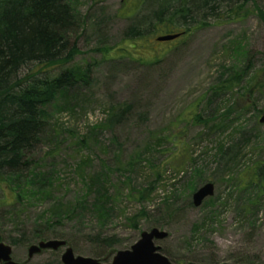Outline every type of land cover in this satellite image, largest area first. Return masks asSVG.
<instances>
[{
	"label": "rangeland",
	"instance_id": "obj_1",
	"mask_svg": "<svg viewBox=\"0 0 264 264\" xmlns=\"http://www.w3.org/2000/svg\"><path fill=\"white\" fill-rule=\"evenodd\" d=\"M71 1L79 19L69 47L78 50L73 65L88 82L50 108L51 130L34 151L52 174L44 182L52 183L43 188L37 180L35 196L18 203L0 183V242L22 264H64L66 247L29 258L32 244L49 239L112 264L143 232L159 228L168 236L154 243L174 264H264V95L246 93V83L216 98L212 90L223 73L264 69V22L256 13L238 21L210 17L168 43L149 23L160 0ZM256 2L264 8V0ZM134 27L144 33L136 42ZM253 173L260 187L248 181ZM207 182L215 194L198 207L194 193ZM87 185L94 191L86 193ZM103 192L105 203L113 198L109 211L98 208L104 218L89 205ZM59 198L87 205L45 230L60 212Z\"/></svg>",
	"mask_w": 264,
	"mask_h": 264
},
{
	"label": "trees",
	"instance_id": "obj_2",
	"mask_svg": "<svg viewBox=\"0 0 264 264\" xmlns=\"http://www.w3.org/2000/svg\"><path fill=\"white\" fill-rule=\"evenodd\" d=\"M159 4L149 23L163 35L182 33L184 36L193 26L209 25L210 17L238 21L256 13L264 22V8L256 0H160ZM78 19V8L71 0H0V183L8 184L15 203L35 196L30 187L37 180L46 184L38 187L45 188L52 183L44 182L52 174L42 170L41 162L33 158L34 151L51 130L50 108L69 100L79 83L88 82L83 67L73 65L78 50L69 47V35ZM129 37L136 42L144 33L134 27ZM247 68L241 66L239 70L223 73L213 86V97L240 89L242 83H246V93L264 95L263 67L253 75ZM193 118L198 121L200 116L194 113ZM81 143L89 146L87 137ZM136 159L142 162L140 157ZM259 170L260 167L258 173ZM248 181L258 183L257 187L262 185L255 173ZM87 186L86 193L94 191L92 186ZM106 192L99 194L96 202L99 204L93 201L89 205L108 209L113 198L105 203L101 197ZM140 192L144 199L146 195ZM56 202L55 210L60 212L47 218L49 226L45 230H55L56 222L81 215L75 213L76 207L83 210L87 205L81 198L68 203L59 198ZM97 214H105L102 218L108 215L107 211L100 210ZM135 218L131 217L130 221ZM3 240L0 236V241Z\"/></svg>",
	"mask_w": 264,
	"mask_h": 264
},
{
	"label": "water",
	"instance_id": "obj_3",
	"mask_svg": "<svg viewBox=\"0 0 264 264\" xmlns=\"http://www.w3.org/2000/svg\"><path fill=\"white\" fill-rule=\"evenodd\" d=\"M180 34H169L158 37L159 41H170L176 39ZM264 122V116L261 118ZM215 194V185L208 182L200 187L194 193V204L201 206L203 202ZM168 236L166 231L159 228H153L151 231L142 233V238L131 248V250H123L117 252L113 258L112 264H174L165 255L160 252V246H156L155 239H164ZM67 242L60 239H51L40 241L39 243L32 244L29 247V258L41 252L43 249L57 250L61 247H66ZM13 249L11 245L0 242V264H21L12 257ZM64 264H102L100 259L76 256L72 247H67L62 255ZM187 264H201L190 262ZM228 264V263H224Z\"/></svg>",
	"mask_w": 264,
	"mask_h": 264
},
{
	"label": "clouds",
	"instance_id": "obj_4",
	"mask_svg": "<svg viewBox=\"0 0 264 264\" xmlns=\"http://www.w3.org/2000/svg\"><path fill=\"white\" fill-rule=\"evenodd\" d=\"M93 122H95V120H93Z\"/></svg>",
	"mask_w": 264,
	"mask_h": 264
}]
</instances>
